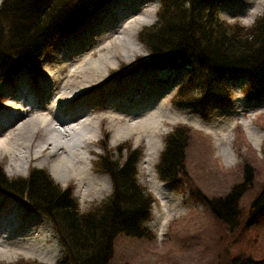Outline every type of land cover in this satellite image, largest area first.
<instances>
[{
	"label": "rangeland",
	"instance_id": "obj_1",
	"mask_svg": "<svg viewBox=\"0 0 264 264\" xmlns=\"http://www.w3.org/2000/svg\"><path fill=\"white\" fill-rule=\"evenodd\" d=\"M132 2L140 5L127 9V13L141 10L133 17L141 20V26L133 31L134 38H129L126 31L121 32L119 25L104 32L109 30V20L117 14L112 12L103 20L95 14L104 15L111 10L113 2H108L59 39L41 58L42 75H32L29 66L24 65L10 81L0 82V96L4 97L0 100V134L8 141L14 140L6 123L8 112L19 113L11 105L21 100L17 98L19 82L24 93L28 92L33 98L35 104L32 103L41 106L38 112L50 118L48 122L43 120L42 125L37 124L40 130L31 129L23 144L13 145L7 156L0 155L1 172L8 180H17L27 178L34 169L44 170L61 189L71 191L80 213H84L112 194L110 178L94 167L99 156L109 151L113 159L124 160L128 153L137 152L136 182L152 193L154 201L149 217L141 223L145 237L118 236L109 264H229L235 256L242 254L254 260L264 259V199L258 202L260 208L254 210L253 205L264 190V99L247 96L244 84L232 79L224 84L230 93L227 99L178 109L172 103L166 105L165 101L189 70L153 72L140 69L121 81L114 80L113 75L121 73L122 69L134 67L138 60L148 59L149 54L138 41V34L155 23L156 14L154 21L149 23L142 10L149 6L158 9L161 4V0ZM263 8L264 0L216 1L220 20L246 28L251 27ZM126 39L131 41L134 50L131 54L125 51ZM102 47L117 52L99 51ZM115 94L121 102L119 112L123 111L126 118H133L138 125L131 134H124L120 126L127 124L119 123L118 119L101 118ZM56 98H59L57 103ZM28 99V96L23 98L29 102ZM77 103L82 105L83 115L76 116L79 109H70ZM147 103L154 104L160 112L152 114L151 110L159 121L155 133L147 124L151 115L146 114ZM26 111L27 106H24V113L29 115L25 121H28L35 112ZM83 123L89 128L84 129ZM177 126L191 129L186 135L187 172L171 185L158 178L157 163L167 134ZM45 136L48 143H45ZM45 146L48 150L40 158H34L36 151ZM61 146L63 150H59ZM20 158L23 163L14 160ZM64 158L72 160L74 173H61L57 169ZM93 184L97 187L91 193L88 189ZM239 184H246L247 190L240 201L239 226L230 230L212 216L197 191L207 199H216L226 196ZM13 207L23 213L21 217L26 224L19 220L17 223L40 233L45 245L59 247L61 259L63 249L53 226L41 214L28 209L23 199L0 194V222L13 212ZM1 226L2 223L0 229ZM24 262L50 264L29 252L5 260L0 258V264Z\"/></svg>",
	"mask_w": 264,
	"mask_h": 264
},
{
	"label": "trees",
	"instance_id": "obj_2",
	"mask_svg": "<svg viewBox=\"0 0 264 264\" xmlns=\"http://www.w3.org/2000/svg\"><path fill=\"white\" fill-rule=\"evenodd\" d=\"M106 1L2 0L0 81L24 65L35 67L48 47ZM215 3L216 0H162L155 23L138 34L148 59L138 60L136 66L123 69L117 77L138 68L189 70L175 101L178 108L201 107L213 100L227 99L224 84L234 78L244 81L249 97L264 99V11L251 27L245 28L218 20ZM187 134L189 130L182 127L166 137L157 164L162 182L175 185L186 175ZM138 157L137 152H130L124 160L113 159L109 151L99 156L94 167L108 175L112 194L84 213H80L71 191L61 189L44 170L34 169L26 179L17 180H8L0 170V192L25 199L29 209L50 221L63 247L57 264H109L118 236L145 237L141 223L148 218L152 200L136 182ZM246 186L236 185L226 196L216 199L197 194L216 220L235 230ZM262 199L264 190L254 202V210L260 208L258 202ZM229 264H264V259L254 260L242 254Z\"/></svg>",
	"mask_w": 264,
	"mask_h": 264
},
{
	"label": "bare ground",
	"instance_id": "obj_3",
	"mask_svg": "<svg viewBox=\"0 0 264 264\" xmlns=\"http://www.w3.org/2000/svg\"><path fill=\"white\" fill-rule=\"evenodd\" d=\"M143 1L144 0H142V3H143ZM113 5H114V7L111 10H109L107 12V14L109 15L112 12H114L117 15L114 16L111 20H109V22H110L109 30L105 29L106 31H104V32H109L114 27L119 25L118 28L122 29L121 32L126 31L129 38H131V39L134 38L133 35L135 33L133 34V31L135 32L136 28L138 29L141 26V22H140L141 20L139 18H136V17L133 18V17L138 15L139 13H141V10H133L130 13H127L126 10L131 8V7H134L136 5H140V3L132 2V0H113ZM121 6H126V8H121ZM156 10L157 9L155 6H149L147 9L142 10V11H144V15H147V17L149 18V23H152L154 21V15L156 14ZM95 15L97 17H99L100 20L101 19L103 20V19L108 17V16L100 15V13L99 14L96 13ZM108 36H109V34H108ZM124 45H125V47H127L125 49V51L127 53L131 54V52H134V50L131 49L132 46H131L130 40L126 39L124 41ZM100 50L101 51L107 50L106 51L107 53L117 52V51L112 52V50H110L108 48H104V47L99 49V51ZM93 70H94V67H92V71ZM18 89L20 90V92H19L20 95L17 98L18 99L20 98L21 100L20 101L17 100V101H15V104L13 102L11 105H14V110L16 112H19V113L17 115V114H15V112L14 113L11 111L8 112V114H9L8 118L9 119H8V122L6 123L7 127L5 126L7 129H11L10 130V131H12L11 133L14 134V136H13L14 140L8 141L6 137H4L3 135L0 134V155H3V156H7L13 150V145L19 146V145L23 144L24 138L27 136L29 131H31V129H34V131L40 130V127L37 129L38 123H41V125H42L43 120L48 122L49 121L48 119H50V118L47 119L46 116L44 117L40 112H38L39 106L34 105L35 103L32 100L33 98L30 97V94L28 92L24 93V91L22 90V86H21L20 82L18 83ZM27 96L30 98V99H28L29 102L32 100L30 103L27 102V100H23V98L25 99ZM58 100H59V98H56L55 102L57 103ZM82 103H83V100L81 101V104ZM120 103L121 102H120L119 96L117 94H115L113 102L109 103L106 114L105 115L102 114L101 118L103 120L118 119L119 123L127 124L125 126H120V129L124 132V134L125 133L131 134L132 132L136 131L138 125H137V123H134L133 118H126V115L123 111L121 113L119 112V109L121 108ZM77 104L72 105V108H70V109L71 110H73V108L79 109V112L76 115V116H79L80 114H82V112L80 110L82 105L79 103H77ZM24 106H27L26 112H30V111L35 112L32 117L27 119L28 121H25L29 115L26 116V114L24 113ZM153 106H154V104H152V103L146 104V114H148V113L151 114V110H153L152 114L160 113V112H158L159 110L156 108V106H154V107ZM33 108L35 110H33ZM152 114L148 116L149 122L147 124H148V127L152 130V132L155 133L159 121L156 119V115H152ZM52 118H53V116H52ZM29 119H31V120H29ZM123 119H126L125 122L122 121ZM170 121H172V120H170ZM81 126L84 129L89 128V126L85 127L84 123L81 124ZM26 127H28L27 130L25 129ZM91 129H92V126H91ZM88 132H90V130ZM44 140H45V143H48L47 136H45ZM62 147L63 146H61V148L59 150H63ZM47 148H48V146H45L41 150L39 149L38 151H36L34 158H40L42 156V153L45 152L46 150H48ZM48 157H51V156H48ZM14 160L18 163H23V158H20L18 160L14 159ZM59 163H58L59 168H57V167L56 168L61 173L70 174V173L75 172V170L73 168V166H74L73 162H72V160H70V158H64ZM11 166H13V165L11 164ZM52 177L55 178L56 181H59L54 175ZM95 187H97L96 184H93L92 186H90L88 191H90L91 193H94V191L96 189ZM13 208H15L12 210L13 212H11L7 216H5L0 222V223H2V226L0 229V258H1V260H5L8 257L16 255V254L18 255V253L25 255V253H27V252H29L34 257H36L37 259H39L40 261H43L45 263L53 264L54 261L56 262L58 259H60L59 258L60 254L58 255V251H59L58 245H57L58 249L54 248L52 245H45V243L40 239V233L38 235V234L30 231L29 228H26V225L23 226L22 223L18 224L17 223L18 220L21 222L25 221L24 218L21 217L23 215V213H21L20 211H17V209H18L17 207H13ZM23 223L26 224L25 222H23ZM55 246H56V244H55ZM26 257H29V256L27 255Z\"/></svg>",
	"mask_w": 264,
	"mask_h": 264
}]
</instances>
